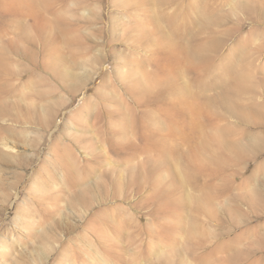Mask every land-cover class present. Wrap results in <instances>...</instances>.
Returning a JSON list of instances; mask_svg holds the SVG:
<instances>
[{"label": "rangeland", "instance_id": "374dc122", "mask_svg": "<svg viewBox=\"0 0 264 264\" xmlns=\"http://www.w3.org/2000/svg\"><path fill=\"white\" fill-rule=\"evenodd\" d=\"M0 264H264V0H0Z\"/></svg>", "mask_w": 264, "mask_h": 264}, {"label": "bare ground", "instance_id": "6f19581e", "mask_svg": "<svg viewBox=\"0 0 264 264\" xmlns=\"http://www.w3.org/2000/svg\"><path fill=\"white\" fill-rule=\"evenodd\" d=\"M197 53H199V52H197ZM3 148L6 149V150H14L15 149L13 146H10L8 143H4L3 144Z\"/></svg>", "mask_w": 264, "mask_h": 264}]
</instances>
